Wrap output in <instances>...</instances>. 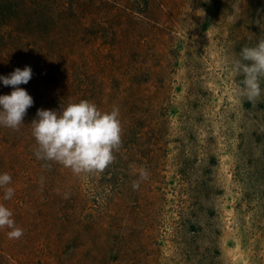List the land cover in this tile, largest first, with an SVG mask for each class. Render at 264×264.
<instances>
[{
    "label": "rangeland",
    "instance_id": "obj_1",
    "mask_svg": "<svg viewBox=\"0 0 264 264\" xmlns=\"http://www.w3.org/2000/svg\"><path fill=\"white\" fill-rule=\"evenodd\" d=\"M261 35L264 0H0V76L30 66L34 100L0 126V264H264V81L232 70ZM81 100L119 109L103 172L35 155L37 109Z\"/></svg>",
    "mask_w": 264,
    "mask_h": 264
},
{
    "label": "clouds",
    "instance_id": "obj_2",
    "mask_svg": "<svg viewBox=\"0 0 264 264\" xmlns=\"http://www.w3.org/2000/svg\"><path fill=\"white\" fill-rule=\"evenodd\" d=\"M232 70L242 76L239 95L250 100L261 96V82L264 81V35L254 46L241 49L238 58L232 61ZM33 76L30 66L16 68L7 76H0V83L13 90L0 95V126L19 130L29 108L34 104L33 97L21 88ZM119 109L101 111L94 103L81 100L69 103L59 111L37 109L36 119L31 123L32 136L38 145L37 159L53 161L74 174L103 172L114 160L113 152L121 144ZM12 177L0 174V188H4V200H10L14 189L7 187ZM135 186V185H134ZM10 229L8 239L18 240L23 229L16 226L13 212L0 204V229Z\"/></svg>",
    "mask_w": 264,
    "mask_h": 264
}]
</instances>
